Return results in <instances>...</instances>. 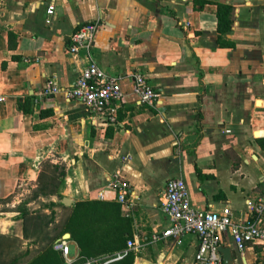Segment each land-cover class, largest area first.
I'll return each mask as SVG.
<instances>
[{"label": "crops", "instance_id": "crops-1", "mask_svg": "<svg viewBox=\"0 0 264 264\" xmlns=\"http://www.w3.org/2000/svg\"><path fill=\"white\" fill-rule=\"evenodd\" d=\"M88 22L99 24L93 46L74 56L71 36ZM91 62L120 79L116 123L43 94ZM134 73L159 91L154 106L133 93ZM0 90V264H196L197 236L153 241L169 226L173 178L197 210L260 218L264 0H0ZM45 175L57 186L44 188ZM116 175L130 186L125 204ZM67 234L70 263L55 248ZM223 247L234 264H264V246L240 250L227 233Z\"/></svg>", "mask_w": 264, "mask_h": 264}, {"label": "built area", "instance_id": "built-area-1", "mask_svg": "<svg viewBox=\"0 0 264 264\" xmlns=\"http://www.w3.org/2000/svg\"><path fill=\"white\" fill-rule=\"evenodd\" d=\"M52 12L53 8L50 7L49 13ZM98 26L97 22H88L79 27L71 36L68 51L75 56L83 49L87 51L91 49ZM132 77L133 93L138 97L139 102L150 107L154 106L160 99L159 91L149 84L144 75L134 73ZM59 92L70 100L80 102L91 113L103 116L110 124L116 123V106L124 98L119 77L107 74L94 62L81 71L76 83L69 88L61 89L55 81H49L43 89L46 98ZM5 101L6 96L0 90V104H4ZM109 186L115 191L117 200L125 204L130 189L129 183L116 175L110 180ZM162 198V207L169 220V226L161 234L154 235L153 241L167 238L181 240L187 235L197 236L199 243L195 255L196 264H223L219 249L223 246L227 233L231 234L240 250L248 244L264 246V222L261 219L264 213V201H260L252 208L260 218L254 224L244 225L235 222L229 206L218 212L195 209L190 202L188 187L181 178H173L167 182ZM134 246V243H129V247ZM55 248L61 251L70 263L68 240L61 239L55 244ZM120 258L122 255L116 259Z\"/></svg>", "mask_w": 264, "mask_h": 264}, {"label": "trees", "instance_id": "trees-1", "mask_svg": "<svg viewBox=\"0 0 264 264\" xmlns=\"http://www.w3.org/2000/svg\"><path fill=\"white\" fill-rule=\"evenodd\" d=\"M230 12H231V8H229V7H227L226 9H224V11H223V14L224 15H226L227 16V18H228V15L230 14ZM218 17H219V30L220 31H222V23L225 21V22H229V20L227 19V21H226V19H223V15H222V10H220L219 11V14H218ZM228 25V24H227ZM228 27V26H227ZM53 168H54V170H61V167L60 166H53ZM64 171H63V175H64ZM47 180H51L52 181V184H48L47 182L45 183V185H43V187L45 188H50V190L52 189V188H54V186L56 185L57 186V184H56V177L55 178H49V179H47ZM43 184V180H42V178H41V185Z\"/></svg>", "mask_w": 264, "mask_h": 264}, {"label": "water", "instance_id": "water-1", "mask_svg": "<svg viewBox=\"0 0 264 264\" xmlns=\"http://www.w3.org/2000/svg\"><path fill=\"white\" fill-rule=\"evenodd\" d=\"M68 238L69 234H67L63 239L68 240ZM219 250L223 255L224 264H234L233 252L230 247L221 246Z\"/></svg>", "mask_w": 264, "mask_h": 264}, {"label": "rangeland", "instance_id": "rangeland-1", "mask_svg": "<svg viewBox=\"0 0 264 264\" xmlns=\"http://www.w3.org/2000/svg\"><path fill=\"white\" fill-rule=\"evenodd\" d=\"M48 170V168H46V171ZM48 179V177H46V175H45V177H44V180H43V182L45 181V182H47L49 185L50 184H52V181L51 180H47ZM49 217L51 218V220H53V219H55V217H54V214H50L49 215ZM39 230V229H38ZM38 230H36V231H38ZM53 230V234H54V229H52ZM41 233V232H40ZM47 234H49V235H51V232L50 233H47Z\"/></svg>", "mask_w": 264, "mask_h": 264}]
</instances>
